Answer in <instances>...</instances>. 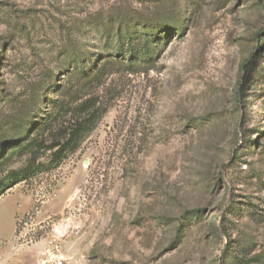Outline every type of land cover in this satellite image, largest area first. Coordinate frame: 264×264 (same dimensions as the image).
<instances>
[{"label":"rangeland","instance_id":"1","mask_svg":"<svg viewBox=\"0 0 264 264\" xmlns=\"http://www.w3.org/2000/svg\"><path fill=\"white\" fill-rule=\"evenodd\" d=\"M121 16L153 22L157 57L72 103L58 51ZM89 99L106 111L72 152L0 155V178L27 172L0 264H264V0H0V150Z\"/></svg>","mask_w":264,"mask_h":264},{"label":"trees","instance_id":"2","mask_svg":"<svg viewBox=\"0 0 264 264\" xmlns=\"http://www.w3.org/2000/svg\"><path fill=\"white\" fill-rule=\"evenodd\" d=\"M118 19L92 20L91 30L83 35V42H76L71 38L62 44L58 51L59 55L64 57L62 78L66 79V86H60L58 92L67 94L72 103H77L80 99L79 94L83 88L99 85L114 68L127 66L132 71L146 69L157 57L159 44L163 40L146 31L153 26V22L142 18L132 20L124 16ZM89 33L95 35L96 44L91 47L89 46L91 42L86 39ZM176 35H180V30L176 31ZM69 101L55 102L56 114L64 113L63 115H69V118L58 127H53L52 121L57 120L55 118L45 122L44 128L49 132L46 141L36 135L30 142L24 143L25 130L6 141L0 150L4 163L7 161V154L12 153L16 147L31 153L32 159L27 164V168L33 164L36 153L50 152L53 162L77 148L92 131L106 108L96 107L93 99L75 104L74 108L70 106ZM64 116L62 118L66 119ZM26 173V170L8 172L0 178V196L15 183L20 182L27 175Z\"/></svg>","mask_w":264,"mask_h":264}]
</instances>
